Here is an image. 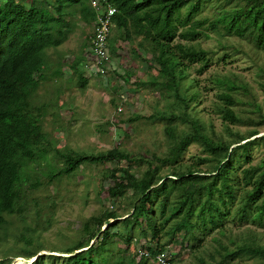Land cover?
<instances>
[{"label": "trees", "instance_id": "trees-1", "mask_svg": "<svg viewBox=\"0 0 264 264\" xmlns=\"http://www.w3.org/2000/svg\"><path fill=\"white\" fill-rule=\"evenodd\" d=\"M105 1L115 9L107 37L110 54L116 41L131 42L135 53L139 50L149 56L146 67L155 70L145 81L134 79L132 84L135 89L143 86L157 92V98L164 101L162 110L147 118L163 123L166 152L161 158L117 147L83 153L52 142L43 122L47 117L59 120L56 109L61 89L54 87L40 100L35 95L41 83L51 80L43 70V51L60 45L75 27L90 26L94 10L84 0H0V242L9 236L13 239L10 246L17 251L12 257H29L43 250L39 236L50 227L59 199L48 198L37 208L38 202L28 194L76 176L89 163L112 162L114 166L103 169L112 182L105 189L106 197L112 202L118 199L124 214L111 205L104 208L81 222L77 238L58 250L63 256L41 254L30 264H108L112 256L111 264H146L147 258L153 261V255L177 240L179 247H188L194 254L197 264L251 259L264 264V245L246 227L264 221V156L252 164L249 154L253 145L264 141V135L256 136L253 127L264 123V113L258 119L242 117L234 109L239 102L235 93L242 90L245 94L247 86L227 76L215 78L223 88L215 95L221 122L252 126L244 133L228 129L225 139L198 116L199 91L195 79H188L194 64H198L195 72L200 73L208 63L205 49L195 42L207 37L204 29L218 31L220 26L223 35L245 37L256 50L264 51V0H221L227 5L218 15L200 19L192 15L201 0ZM89 35L79 43V52L89 42ZM79 55L71 61V70L82 90L86 80L76 70ZM129 77L127 72L121 78L128 82ZM252 105L259 110L256 103ZM176 123L183 127L177 129ZM192 143L199 144L203 154L190 163H179ZM121 161L123 165L118 166ZM141 164L143 169H139ZM31 204V220L22 226L23 232L13 236L9 217L18 216L25 222L24 212ZM229 223L244 230L232 237ZM139 237L147 243L155 241V245L142 246L148 256L135 260L138 247L130 254L129 245ZM207 238L212 249L203 256L199 252H204ZM169 262L172 264V257Z\"/></svg>", "mask_w": 264, "mask_h": 264}, {"label": "rangeland", "instance_id": "rangeland-1", "mask_svg": "<svg viewBox=\"0 0 264 264\" xmlns=\"http://www.w3.org/2000/svg\"><path fill=\"white\" fill-rule=\"evenodd\" d=\"M226 5L227 3L221 0H201L199 10L192 15V18H213L218 15L219 9ZM184 9H186V5L182 11ZM90 30V26H77L69 37L59 45L58 50L54 51L50 48L45 50L51 65L56 64L55 61L59 60L62 73L49 74L54 83L47 82L37 89L38 96L43 97L53 90L55 83L61 85V93L57 101L58 104H61L58 109L59 120L55 121L54 119L53 122L50 121V117H47L43 122V128L58 147L66 146L76 152L95 153L117 147L135 155L149 157L154 154L157 158L163 157L168 145L162 132L163 123L152 121L147 117L158 109L162 110L164 101L157 98V92H152L143 86L135 89L132 84L134 79L145 81L148 74H155V70L146 67L145 59H148V55H144L138 50L137 53L141 56L139 57L134 52L135 45L133 43L116 41L114 53L110 57L111 71L114 76L111 77L108 73L107 78L108 82L111 81L110 84L99 83L98 79L91 78L83 90L77 86V77L75 73L71 72L69 66L71 59L80 53L79 43L84 39L85 34L90 33ZM204 32L207 37H202L195 42L205 49L206 56L209 57L207 66L197 73L194 69L198 64H194V68L188 70V79H195L196 89L199 91V101L195 106L198 116L205 122L209 130L228 139V129L244 133L252 126L240 124H227L226 126L221 122L219 114L215 111V104L218 103L215 95L223 88L218 87L215 78L227 76V78L245 84L247 86L245 94L242 90H237L235 93L239 102L235 104L234 109L242 117L258 119L259 113H264V51L256 50L250 40L245 37L223 35L220 26L218 31L204 29ZM127 72L130 73L129 81L123 82L121 77ZM99 80L102 81L103 78ZM119 94H123L127 100L115 107ZM252 103H256L259 110ZM132 115L139 117L128 122L126 119ZM176 125L177 129L183 127V124L180 123H176ZM253 127L258 131L256 136L264 135V123ZM202 154L201 146L192 143L186 147L178 162L187 164L193 161L194 156ZM249 154L250 163L260 161L264 156V141L253 145ZM123 163L124 161H121L118 166ZM114 165L112 162L89 163L73 178H63L54 186L40 187L32 194H28L32 201L38 202L40 208L48 198L56 196L59 199L53 210L50 227L42 231L39 236L42 248L61 250L62 247L77 238L82 221L91 215H98L109 205H112L118 214H124V211L118 208V199H114L113 203L106 197L105 189L112 182L106 178V172L103 174V169ZM144 167V164H141L139 169ZM32 215V211L27 212L25 222H21L17 218L18 216L16 218L9 217L12 223L11 234L15 236L23 232L22 226L31 220ZM227 225L231 228L230 236L232 237L244 230L243 227L232 226L230 223ZM103 227L105 225H102L101 229ZM246 227H249L257 241L264 245V221L261 225L250 224ZM141 228L145 229L144 223ZM8 234L10 235V233ZM134 236L137 237V235ZM243 236L246 235L243 234ZM176 237L179 238V234ZM161 239H163L162 236ZM207 239L204 252H199L203 256H206V251L212 249L211 242L209 238ZM223 240L226 239L223 238ZM12 241L13 239L9 236L6 241L0 242V260L5 257L11 259L13 264H27L20 257H11L13 251H17L15 250L17 248L12 249L13 247L10 246ZM143 242L144 239L139 237L135 243H131L129 253L132 254ZM118 246L122 247L121 243H118ZM164 250L169 258L172 257V264H197L194 254L189 252L188 247H179L178 240L169 243ZM42 252L49 253L48 251ZM113 258V256L109 258L108 264H111L110 261ZM137 258L136 256L135 260ZM247 263L256 264L253 259L234 260L230 264ZM146 264H151V261L147 260Z\"/></svg>", "mask_w": 264, "mask_h": 264}, {"label": "clouds", "instance_id": "clouds-1", "mask_svg": "<svg viewBox=\"0 0 264 264\" xmlns=\"http://www.w3.org/2000/svg\"><path fill=\"white\" fill-rule=\"evenodd\" d=\"M91 8H93V10H94V13H95V17H96V9H95V7H93L92 5H91V3H90V1L91 0H84ZM96 2L98 3L97 4V6L100 4L101 5V7L105 10L107 7H109L110 5L105 1V0H96ZM110 7H113V6H110ZM114 8V7H113ZM114 12H115V9H114ZM114 12H113V14H114ZM113 14H112V16H113ZM112 16H111V19H112ZM95 17H94V20L92 21V23H91V25H90V28H91V30H90V35H89V42L87 43V45H86V47H84L83 48V50H82V52H80V55H79V58H78V61H77V66H76V70L81 74V76H82V78L83 79H85L86 80V83H85V88L87 87V85H88V80H90L91 78H96V79H98L97 80V82H104V83H109L110 84V82L111 81H109L108 82V80H107V78H108V73L111 75V77L112 76H114V73H113V71H111L112 70V68H111V54H110V52H109V49H108V46H107V37H108V35H109V29H110V25H111V19H110V23H109V26H108V32H107V35H106V39H105V47H106V49H107V54H108V62H107V67L105 68V67H101V69H102V72H100V70H98V69H94L93 68V65H92V61L89 59V51H90V47H91V44H92V38L94 37V22H95ZM73 32V31H72ZM71 32V33H72ZM70 33V34H71ZM69 34V35H70ZM69 35H68V37H69ZM67 37V38H68ZM64 42V41H63ZM58 48H59V45L57 46V47H55V48H50V49H52V50H58ZM46 49H48V48H46ZM46 49H44V51H43V53H44V56H45V64H46V69L44 68L43 70L46 72V73H48V75L49 74H51V73H53L54 71L55 72H59V73H55L54 72V74L53 75H57V74H61L62 73V71H61V68H60V63H59V60H57V61H55V63L56 64H53V65H51V62L48 60V58H47V55H46V52H45V50ZM59 55V54H58ZM77 55V54H76ZM74 58H75V56H74ZM73 60V58L71 59V61ZM50 67V68H49ZM69 68H70V70H71V63H70V66H69ZM71 72H72V70H71ZM74 73V72H73ZM76 75V74H75ZM77 77V76H76ZM101 78H103V80L102 81H100L99 79H101ZM76 81H77V79H76ZM47 82H50V83H52L53 81H52V79L50 80V81H45L44 83H41L40 84V86L42 85V84H45V83H47ZM54 83V82H53ZM39 87V86H38ZM54 87H56V88H60L61 89V85L60 84H54ZM38 89V88H37ZM83 90V89H82ZM61 93V92H60ZM60 93L59 94H57V101H58V98L60 97ZM50 94V93H49ZM37 97H38V99L40 100V96H38V92H37V90H36V94H35ZM45 97V96H44ZM46 99V98H45ZM126 100H127V97H125L123 94H119V97H117V105L115 106V107H117L119 104H121V103H124V102H126ZM57 104H58V102H57ZM59 106H61V104H58ZM60 108V107H59ZM59 108H57L56 109V111H57V113H58V109ZM118 110H119V108H118ZM59 114V113H58ZM59 117H60V115H59ZM82 171V170H81ZM78 174V173H77ZM73 178V177H72ZM67 179V178H66ZM68 179H71V178H68ZM58 183V182H57ZM56 183V181L54 182V184L56 185L57 184ZM54 184H52V186L54 185ZM49 186H51V185H49ZM39 189V188H38ZM21 201V203H24L25 202V199H23V200H20ZM110 206V205H109ZM112 206V205H111ZM31 207H34V205L33 204H31ZM37 208H38V206H37ZM30 211H34V208H30V210H28V211H26V212H24V214H26L27 212H30ZM92 242H93V240L92 241H90L89 243V245H91L92 244ZM145 243L146 244H148V245H155V241H152V242H150V241H148V243L147 242H143V244L140 246L139 245V247H141L143 250H145L142 246H145ZM168 246V245H167ZM139 250H140V248H138ZM138 249H137V251H138ZM54 250L55 251H52V252H49V253H41V251H47V249H44L43 248V250H40L39 252H37L35 255H33V256H29V257H24V256H21V255H18V256H14V257H12V255H11V257L12 258H16V257H20V258H22L23 260L22 261H24L25 263H27V264H30L35 258H36V256H38V255H41V254H51V255H54V256H63L64 254L63 253H61V251H58V250H56L55 248H54ZM164 249L163 250H160L159 252H157L155 255H153L154 256V258H155V256L157 255V254H160V253H164ZM146 256H148V254L146 255ZM145 256V257H146ZM138 257V256H137ZM141 257V256H140ZM140 257H138V258H140ZM137 258V259H138ZM6 259H8V258H2L0 261H4V263H2V264H11V259H9V262H6L5 260ZM147 260H152V258H147ZM168 262H169V256H168ZM13 263V262H12ZM151 263L152 264H157L156 262H155V260H153V261H151ZM169 264H170V262H169Z\"/></svg>", "mask_w": 264, "mask_h": 264}, {"label": "built area", "instance_id": "built-area-1", "mask_svg": "<svg viewBox=\"0 0 264 264\" xmlns=\"http://www.w3.org/2000/svg\"><path fill=\"white\" fill-rule=\"evenodd\" d=\"M90 3L96 9V17L94 22V37L92 38V44L89 51V59L92 61L93 68L102 72L101 67L103 66L106 68L108 62L105 39L114 8L109 6L104 10L100 4L97 6L98 3L96 0H91ZM146 255L147 253L145 250L138 249V257ZM154 260L157 264H169L166 252L157 254Z\"/></svg>", "mask_w": 264, "mask_h": 264}]
</instances>
